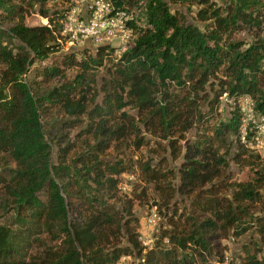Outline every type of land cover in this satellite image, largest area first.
<instances>
[{
    "label": "trees",
    "instance_id": "1",
    "mask_svg": "<svg viewBox=\"0 0 264 264\" xmlns=\"http://www.w3.org/2000/svg\"><path fill=\"white\" fill-rule=\"evenodd\" d=\"M68 1L0 0V264H211L222 238L263 237L264 153L239 140L238 102L264 112V0H107L131 14L116 57L56 53ZM31 12L46 23L25 24ZM231 146L243 180L223 175ZM147 191L162 218L150 247L132 212ZM241 251L264 264L253 239Z\"/></svg>",
    "mask_w": 264,
    "mask_h": 264
},
{
    "label": "rangeland",
    "instance_id": "2",
    "mask_svg": "<svg viewBox=\"0 0 264 264\" xmlns=\"http://www.w3.org/2000/svg\"><path fill=\"white\" fill-rule=\"evenodd\" d=\"M165 1L168 3L172 11L181 10L183 12L184 11L187 12L184 5L172 3L169 0H165ZM216 1H220V0H216ZM90 2L91 0H69L66 4H63L62 7L66 8L67 10L69 7L75 5V6H78L79 13L86 15L88 13L87 6ZM191 9H193V7H191ZM24 22L27 25H38V24H45L46 20L43 17L39 16L38 14L31 12L25 17ZM262 32H264V30ZM238 35L247 38L246 34L243 32H241ZM130 39L131 38L123 41L125 46L128 44ZM123 43H120L119 40H114L110 44V46L113 47V49H115L114 57H116L119 54V49L123 45ZM83 47H87L90 50H93L94 48V46L88 40L82 43H79V44L68 43L67 41L62 40L60 49L56 53L59 54V53H64V52H73V51L80 50ZM42 63H45V62H42ZM106 75L107 74H106L105 67L98 69L97 74L95 76L97 88L99 87L102 78ZM98 99L99 98H97V100ZM220 100H221V103L218 107V112L220 114V117L223 118L226 116L229 110V107L227 106L228 103L224 101V99H220ZM45 119H49V117L46 116ZM77 129L78 128H73L69 130L65 129V131H68L69 135H71L70 133H73ZM221 147L219 148V151L223 152L224 147L223 146ZM232 151H233V146H231L228 149V152L226 151V153H224L226 161H227V166L224 169L223 175L225 174L230 175L231 180L233 179L243 180L247 176V170L246 168H243L242 170L238 169V166H236L234 163H232L229 160L230 153ZM111 155H113V153ZM177 163L178 161H175V162H172L171 164H177ZM137 181L138 180H136L135 174H126V173L121 174L119 178V184H118V195H122L123 197L124 196L131 197L132 195H134V193H137L139 191L137 187L135 186L138 183ZM149 192L152 195V197H155L156 199V192L152 191L151 185H150ZM149 192L148 191L146 192V195H147L146 199L133 200V206H132V212L137 217V223H136L135 229L139 234V239L141 240V244L145 245L146 247L151 246L153 242V233L157 231V228L162 220V218L157 214L155 206L151 204L152 199L150 198ZM3 213L4 211L2 210L0 212V222L4 223L5 217H6L5 215L9 217V212L7 211L5 212V214ZM250 239H253L257 243L260 249V251L256 253L257 257L258 258L264 257V236L259 238L257 235L247 232L237 238H233L230 236L222 238L220 243L223 245V248H222V253H223L222 256L224 255L223 262H220V263L214 262L215 258L212 257L210 261L211 264H242L241 257L243 256V253L241 251V246L243 244H249ZM224 257H225V260H224ZM115 264H139V263H138V259H136L135 257L120 256V258L116 261Z\"/></svg>",
    "mask_w": 264,
    "mask_h": 264
},
{
    "label": "built area",
    "instance_id": "3",
    "mask_svg": "<svg viewBox=\"0 0 264 264\" xmlns=\"http://www.w3.org/2000/svg\"><path fill=\"white\" fill-rule=\"evenodd\" d=\"M87 9L86 15L79 13L78 6L75 5L66 10L61 34L66 36L68 43L79 44L88 40L96 47L98 45H110L114 40L123 43L124 40L132 38L133 29L126 24V21L131 18L130 13L125 10L110 13L111 4L107 0H91ZM126 46L123 43L119 52L124 50ZM225 97V93L220 96L224 101L227 100ZM227 101L229 102V99ZM238 111L240 116L239 140L248 149L263 154L264 112L256 110L253 100L246 95L240 98Z\"/></svg>",
    "mask_w": 264,
    "mask_h": 264
}]
</instances>
